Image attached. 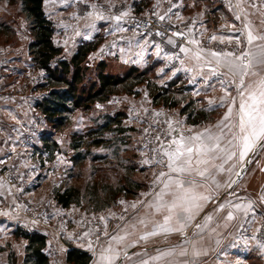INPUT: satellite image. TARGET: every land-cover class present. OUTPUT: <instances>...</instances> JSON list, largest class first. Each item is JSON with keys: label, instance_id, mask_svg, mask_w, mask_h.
I'll list each match as a JSON object with an SVG mask.
<instances>
[{"label": "crops", "instance_id": "obj_1", "mask_svg": "<svg viewBox=\"0 0 264 264\" xmlns=\"http://www.w3.org/2000/svg\"><path fill=\"white\" fill-rule=\"evenodd\" d=\"M47 1L45 0L44 6ZM109 1L111 3L120 2V0ZM127 1V15L122 16L119 22L114 19L115 16L111 12L107 11L106 13L103 10H97V15H90L89 20L84 19L82 20L84 22L81 21V24L87 21L84 24L82 33L77 34L78 32L76 31L77 33L75 32V35L72 36V44H78L83 39L93 40L98 35L106 37L96 50L88 55L92 62L97 63L108 60L107 57L112 52L109 53L106 50V44L111 40L113 31L124 28L123 24L128 20L138 18V14L151 13V15L156 16L171 14L164 6V2L167 0ZM212 1L219 6L217 8L218 11L230 7L229 0ZM232 1L235 7L230 10L233 12L232 16H239L244 21V25L240 29L234 27L232 30L228 29V32H220L208 28L202 8L198 7L194 0H177L176 6L179 12L174 14L172 21L176 26L184 27L188 36H191V24L195 23L201 35H203L202 39H205L204 34H206L210 39L213 36H216L218 40H220V37L228 40L235 39L234 43L236 44L237 39L241 38L246 51L250 50L253 53H258L257 45L264 44V41H256L253 45H248L246 35L249 29L255 35H264V0ZM62 2L65 1L62 0ZM64 6H71V4L67 3ZM62 9L65 8L58 7L57 11L64 12L65 10ZM46 14H49V12H46ZM235 21L234 24L239 25L237 23L239 19ZM52 22L57 32V28L59 29L62 23L66 21L61 22L53 19ZM106 25L112 27L111 33L106 29ZM190 41H193V39ZM190 41L184 46L189 51L186 53L185 61L180 62L181 66L177 69L168 70L164 64H161V67H158V71L160 72L163 69L165 71L163 76L159 77L157 81L164 82L175 74H182L188 83H196L198 91L203 93L213 91L212 101H215V106L217 104L220 105L221 97L225 94L219 80L223 78L228 81L232 77L231 74L224 77L213 75L212 69L216 68L219 73L226 72V69L222 66L224 58H221V66H217L216 58L210 54L211 52H217L215 49H204L203 46H198L197 43H190ZM144 43L139 38L135 39L131 49L136 48V52L129 54V58L132 59L131 62L139 64L141 62L138 61L141 58L140 56L145 55L150 57V59L161 60L163 63L165 57L170 55V52L164 51L157 44L143 48L142 45H146ZM67 49L62 50L66 58L76 51L75 49H69V47ZM116 49L115 62L118 64L120 63V46ZM12 50V48L8 49L10 56H5V60L2 63L4 72L2 73V69H0V74H3L0 77V161L18 167L17 160H19V163L22 162L29 167L32 163H28L27 160V153L30 150L28 147H38V142L41 145L43 143L42 138H34V135H42L45 129L42 127L36 128L37 133H33L32 129H30L40 116L35 111V108L36 102L43 97V94L39 95L38 91L39 96L36 95L33 99H30L28 95L19 94L13 89H17V79L14 76L18 75L20 71L28 72L27 67L32 62L29 61L27 54L22 53L24 49L15 50L11 54ZM196 53H199L201 57L199 60L195 58ZM88 64L91 65L93 63L88 62ZM118 66L120 65L118 64ZM5 69L7 72H5ZM12 74L13 76H9ZM236 79L238 82L239 78L237 77ZM248 79L250 78H246V81ZM2 89L6 90L3 91ZM8 90L12 91L13 94L5 95ZM232 92L231 96L227 98L228 100L234 97ZM119 96H116V98ZM118 101H120V98ZM238 103L239 97L237 99ZM225 107L223 115L227 111V103H225ZM222 116L218 121L210 125L180 124L174 117L168 118V124L171 125L172 129H178L179 133H183L185 136L202 132L206 128L211 129L214 134H219L215 126L222 119ZM225 131L227 132V129ZM169 132H171V139L178 135V132L171 131L170 128ZM228 138H230V134ZM221 147L228 151L237 152L236 148L227 144L226 138L221 139ZM16 151L23 153L21 158H18ZM41 153L40 161L37 160L40 164L38 162L37 164H32L38 168L35 171L36 173H34L35 175H31L36 169L34 167L30 170L28 168L20 171V177L24 181H22V187L19 191H14V187L7 183L3 174H0V245L2 248L0 251V264H24L25 249L28 241L17 234L16 227L20 221L30 222L32 226L38 227L45 233L46 245L44 252L48 255L51 264H67L66 256L70 248L87 251L92 255L89 264H98L101 250L109 246L118 254L119 258L115 261L116 264H141L143 260H149V264H264V248L259 246L264 243V173L257 177L260 178V180H257L260 183L259 186H255L254 189L246 187L250 191L248 194H245L241 189H235L233 192L227 190L229 188L228 185L232 182L231 172L232 168L237 164V159L228 160V164L224 163V158L226 157L224 152L209 153L208 158L211 162L208 165L200 166L201 169L204 167L208 168L205 177L201 178L195 173L191 177H186L196 181L195 191L197 193L207 195L210 199L201 201L203 204L202 211L192 221L186 223L183 232H160L159 235L149 236L146 240L140 239L141 236L157 230V225L163 224L164 216L168 215L164 209L157 212L154 208L148 207L149 203L156 202V194L163 187L161 183H154L158 174L161 171H169L165 166L155 163L153 168H150L149 180L152 186L149 191L139 190L134 198L126 199L123 196V200L120 201V207H117L116 211L101 210L96 212L100 219L103 217L101 220H103L104 228L108 229L111 226L114 232L112 231L110 235L104 233V237L99 241L95 252L89 250L91 231L88 227H83L82 225V222L87 220V215L76 217V214L82 213L83 210H80V207L76 204L63 207L47 193L50 190V185H47L45 178L50 176L51 172L57 173L59 177L57 184L63 183L67 177L68 168L73 165L70 151L55 150L50 155V153L44 152L42 149ZM215 156L220 158L216 159L214 158ZM213 165L217 167H213ZM219 165H223L225 170L220 171ZM171 175L176 176L175 173ZM34 176L36 177L34 178ZM18 192L24 195L25 202L21 206L23 210L14 206L15 194H18ZM171 199L172 197L169 195L164 197L165 202H170ZM133 204L136 205L135 208L132 207ZM237 204L241 205L239 209L234 207ZM220 205H224L223 209L220 208ZM28 206H31L30 209H28ZM45 208L48 209L47 214L43 213ZM229 212L233 215L231 220L227 218ZM69 214H72V221L67 226L65 220ZM90 214L97 216L95 213ZM209 216L211 217L210 220L207 219ZM82 217L85 218L82 219ZM141 220L144 221L143 224L140 223ZM197 224L200 227H196ZM171 226H175V216ZM116 235L122 236L124 239L121 241L111 240V237ZM253 237L255 238L253 239ZM181 251L186 252V254L180 255ZM162 252H170L171 255L164 256L157 261L150 259L151 257L159 256Z\"/></svg>", "mask_w": 264, "mask_h": 264}, {"label": "rangeland", "instance_id": "obj_2", "mask_svg": "<svg viewBox=\"0 0 264 264\" xmlns=\"http://www.w3.org/2000/svg\"><path fill=\"white\" fill-rule=\"evenodd\" d=\"M63 1L65 2H62V0H48L45 6H43L45 14L49 12L46 16L51 21H53V19L61 22L66 21L62 23L59 29L57 28V32L53 24L54 32L52 41L55 46L60 47L62 50H66L68 47L69 49L77 50L80 44L86 42L95 44L97 48L106 37L98 35L99 37L97 36L98 38L95 37L93 40L83 39L78 44H72V36L75 35L76 31L78 32H76L77 34L82 33L85 26L84 24L87 22L85 21L84 24H81V21L84 19L89 20L90 15H97V10H103L106 13L109 11V13L111 12L114 16L118 14L121 15V13H125L128 10L127 0H120V2L114 3H111L109 0ZM194 1L198 7L202 8L208 28L220 32H228L234 27L238 29L243 27L244 21L242 19H239V22H237L239 25L234 24L237 18L232 16L233 12L230 11L231 8H235L232 0L231 3L229 0L230 7L228 9L223 8V10L220 9V11L217 9L219 6L212 0ZM67 3H70L71 6H64ZM176 5L177 0H167L164 2L165 8L171 13L167 16H163L166 20H172L174 14L179 12ZM56 7L65 8L62 9L65 11L59 12ZM138 15V17H143L151 15V13ZM131 20L127 22L121 21L125 22L123 24L124 28H121L123 30L113 31L111 40L106 44V50L112 53L110 56L106 55L108 56V60L104 61L105 72L116 76H123L127 73H131L130 78L119 85L109 87L110 98L107 101L96 102L89 110L79 109L74 111L70 114L69 120L59 128H52L50 126L51 124L46 123L41 114L35 125L30 127L33 133H37L36 128L39 129L40 127L45 129L44 133H52V135H54L53 139L59 144L60 151H70L72 163H74L72 156L75 151L71 148V143H79L81 139L79 143L81 147L80 150H82V153H85V159L77 166L74 164L75 166L72 165L68 168L67 177L61 184L56 183L59 179L57 173L51 172L50 176L45 178L47 185H50V190L47 193L56 200L55 197L59 191L61 192L68 187H76L79 190V202L72 204H76L80 207V210H83L82 213L76 214V217L87 215L86 219L98 221L102 226V230L105 229L104 223L98 214H96L97 211H116L117 207H120V201L123 200V196L126 199L134 198L139 190L149 191L151 189L152 184L149 180L150 168H153L155 165L154 161L160 158V154L154 151V149H159L161 142L170 141L171 139V136L168 134L169 117H174L180 124L210 125L221 118L226 108L225 106L220 107L219 104H217V106H210L209 101L213 99V91H207L208 93L198 91L196 83H188L182 74H175L164 82H158L157 79L163 76L165 71L163 69L159 72L158 67H161V64H164L168 70L180 67V62L183 60L185 61L186 58V53L181 52L180 48L184 47L185 44L192 39L198 41V46H203L204 49H215L217 52L230 51L239 55L246 51V47L241 38H239V45L234 43L235 39H224L221 43L218 39H210L206 34H204L205 39H202L203 35H201L195 23L191 24V36L187 35L184 27H181V29L174 24L184 35V43L178 49L170 51L156 40L151 41V37L148 33L133 30L130 24ZM105 27L111 33L112 27L110 25H106ZM85 30L87 31L86 28ZM136 38L145 42L144 44L146 45H142L143 48L151 47L152 44H157V46L164 51L170 52V55L165 57L163 63L161 60L150 59V57L145 55L140 56L141 58L138 61L141 62L139 64L133 63L131 62L132 59L129 58V54L136 52V48L131 49ZM33 39V33L30 29V20L22 10L21 0H0V69H2L1 72L3 73L2 63L5 60V56H10V54H8V49H13L11 54L15 52V50L24 49L22 53L27 54L29 61L32 63L27 67L28 72L20 71L18 75L14 74V77L17 79V89H13L19 94L28 95L30 99H33L36 95L39 96L43 94L42 96H44L49 91L48 87L43 86L46 72L44 69L37 66L31 54L30 44ZM118 46H120V63H118L120 66L115 62V53ZM169 57H171V59H169ZM86 60L93 63L89 65V70L86 73V84H91L95 81V74L98 72V70L96 71L95 69V65L100 61L97 63L92 62L88 57ZM5 72H7L6 69ZM2 75L3 74H0V77ZM9 76H13V74ZM141 80L142 82L138 83ZM149 84H151V86H148ZM87 87H89V85ZM159 89L166 90L167 94L165 98L168 99V107H165L161 103H154L151 94L158 92ZM2 90L5 91L6 89ZM229 90L231 92L233 90L232 94L237 100L239 95L235 86L229 87ZM6 94L13 93L8 90L5 92V95ZM118 95L120 96L116 98ZM42 98H40V100ZM119 98L120 101H118ZM170 103H176V105L170 106ZM104 113H107L106 115L114 120L112 121L113 125L110 129L106 128L102 130L100 126L106 122V118L101 120H99V118L101 114ZM97 116L99 117L97 118ZM42 135H34V138L37 137L40 139L43 137ZM157 136L160 137V140L156 139ZM50 138L49 136L48 139ZM94 142H98V144H94ZM37 146L38 147H28V149H30L27 153L28 163L37 164L38 162L40 164L39 161L42 156L41 151L44 147L43 143L41 145L40 142H38ZM21 148L23 147L21 146ZM44 152L49 153L48 150ZM22 154L23 153L16 151L18 158H21ZM233 159H237V164L234 167L232 166L231 172L232 181H235V183H231V187L227 190L233 192L235 189H241L245 194H248L250 191L247 190L246 187L254 189L255 186L260 185L259 181H257L258 179L260 180V178L257 177L261 175V173H264V149H257L256 154L249 153L243 161L239 160V152L237 150V156L232 158L231 161H233ZM145 160H149L150 163L145 164ZM18 161L19 160H17L18 167H14L8 163L6 164V162L3 161L0 162V174H3L7 183L14 187V191H19L22 187V181H24L20 177V171L28 168L30 170L33 167L36 168L35 165L31 164V166L28 167L25 166L24 163H19ZM224 163L228 164L227 157L224 158ZM37 169L38 168L34 169L31 175H35L34 173H36L35 171H37ZM237 173H239V175H237ZM13 177L16 179L14 180ZM35 177L36 176H34V178ZM24 202V195L21 193L19 194V192L18 194L16 193L14 206L22 209L21 206ZM30 207L28 206V209H30ZM45 211H48V209L45 208L43 213H45ZM90 213H95L97 216H92ZM68 217L70 218L69 222H71L72 214H69ZM83 218L85 217H82V219ZM68 225H70V223H68L67 226ZM17 229L18 226L16 227V231L18 232L19 230ZM106 229L103 232L108 235L113 231L111 226L108 227L107 230ZM1 250L2 248L0 245V251ZM96 250L97 248L91 251L95 252Z\"/></svg>", "mask_w": 264, "mask_h": 264}, {"label": "snow or ice", "instance_id": "obj_3", "mask_svg": "<svg viewBox=\"0 0 264 264\" xmlns=\"http://www.w3.org/2000/svg\"><path fill=\"white\" fill-rule=\"evenodd\" d=\"M126 15V12L121 13V15L115 16L114 19L119 22L122 16ZM236 18L240 19L239 16ZM160 19L163 20L164 17L161 16ZM174 35H177V33H174ZM211 39L216 40L217 37L213 36ZM223 40L224 38L220 37L221 43ZM246 40L248 45H253L256 41H264V35H255L249 29ZM168 42L174 43L171 40ZM190 43H198V41L193 40ZM239 43L240 41L237 39V45ZM257 47L259 49L258 53H253L250 50L244 51L239 55H236L235 52L210 53L211 56L216 58L217 66H221V58L223 57L224 61L222 66L226 69V72L219 73L216 68H213V75L224 77L231 74L232 77L228 81L223 78L219 80L225 93L221 97L219 106L224 107L225 103L228 104L226 113L215 126L219 134H214L211 129L206 128L202 132L185 136L183 133H179L178 129H172L171 125H169L171 131L178 132V135L170 141L161 142L160 148L154 149V151L160 154V158L154 162L158 165L165 166L169 171H161L158 174L157 180L154 183H161L163 187L156 194V202L148 204V207L154 208L157 212L164 209L168 215L164 216L163 224L157 225V230L141 236V240H146L149 236L159 235L160 232H183L186 223L192 221L202 211L203 204L201 201H207L210 197L202 193H197L195 191L196 181L194 179H187L186 177H191L193 173L201 178L205 177L208 168L204 167L201 169L200 166L208 165L211 162L208 158L209 153H216L217 151L225 152L227 160H231L237 156L236 151H228L221 147L222 138H226L227 144L238 150L240 161H243L249 153L256 154L257 149H264V44L257 45ZM180 51L187 53L189 50L181 47ZM195 58L197 60L201 58L199 53L195 54ZM237 77L239 78L238 82ZM246 78L250 79L246 81ZM231 86H235L239 95L238 104L235 97L231 100L227 99L231 96V92L229 91V87ZM209 104L210 106L214 105L215 101L210 100ZM225 129H227V132ZM168 134L171 135V132ZM229 134L230 138H228ZM156 139L160 140V137L157 136ZM214 158L219 159L220 157L215 156ZM144 163L149 164L150 161L145 160ZM213 167L217 166L213 165ZM218 167L220 171L225 170L223 165H219ZM172 173H175L176 176L171 175ZM231 183H235V181ZM228 186L231 187V184ZM166 195L172 197L170 202H165L164 197ZM132 207L135 208L136 205L133 204ZM223 207L224 205H220L221 209ZM234 207L239 209L241 205L237 204ZM174 216L175 226H171ZM227 218L229 220L233 219L231 212L228 213ZM207 219L210 220L211 217L209 216ZM140 223L143 224L144 221L141 220ZM196 227H200V225L197 224ZM105 234L107 235V233ZM123 239L124 237L122 236L111 237V240L114 241H121ZM259 246L264 248V243ZM89 250H92L91 245H89ZM185 254L186 252L184 251L180 253V255ZM168 255H171V253L162 252L159 256H154L150 259L157 261ZM99 257L98 264H115V261L119 258L111 246L102 249ZM141 264H149V260H143Z\"/></svg>", "mask_w": 264, "mask_h": 264}, {"label": "trees", "instance_id": "obj_4", "mask_svg": "<svg viewBox=\"0 0 264 264\" xmlns=\"http://www.w3.org/2000/svg\"><path fill=\"white\" fill-rule=\"evenodd\" d=\"M21 4L23 12L30 20V29L33 33L34 39L30 44L31 54L37 66L45 70L43 86L49 88L48 93L36 102V111L44 117L46 123L51 124L52 128L63 126L69 120L70 114L76 110H89L94 103L107 101L110 98L109 87L119 85L130 78L131 73L116 76L105 72V62L100 61L95 65L96 71L98 70L95 74V81L86 84V73L89 70V61L86 59L95 50L96 45L90 42L82 43L72 56L64 57L62 49L55 46L52 41L54 26L45 14L44 0H21ZM140 82L142 80L138 83ZM88 85L89 87H87ZM148 86H151V84ZM166 94V90L159 89L151 96L154 103H161L168 107ZM170 104V106L176 105V103ZM106 114H101L99 118V120L106 118V122L100 126L102 130L110 129L113 125L112 121L114 119ZM42 134V140L44 141V148L42 149L44 151L48 150L51 154L55 150H60L59 144L53 139L54 135L52 133L43 132ZM49 136L50 139H48ZM75 143H71V148L75 151L72 156L73 165L77 166L85 159V153L80 150V144ZM94 144H98V142H94ZM55 198L59 205L68 207L72 203L79 202V190L76 187H68L61 192L59 191ZM17 230H19L17 234L28 241L24 264H51L48 255L44 252L46 235L41 232L25 234L20 229ZM91 259L92 255L87 251L70 248L67 252L66 263L89 264Z\"/></svg>", "mask_w": 264, "mask_h": 264}, {"label": "built area", "instance_id": "obj_5", "mask_svg": "<svg viewBox=\"0 0 264 264\" xmlns=\"http://www.w3.org/2000/svg\"><path fill=\"white\" fill-rule=\"evenodd\" d=\"M130 24L133 30L148 33L151 37V41L156 40L170 51L178 49L184 43V35L174 25L172 20H166L165 18L161 20L159 16L147 15L132 19ZM174 33H177V35H174ZM169 40L174 43H169ZM13 179L15 180L16 178L13 177ZM47 212L48 211H45L46 214ZM69 220V217L65 220L66 225L69 223ZM82 225L90 229V245L91 249L95 250L99 245V241L104 237L101 224L98 221H90L87 219L82 222ZM17 226L18 229L25 234L35 232L45 234L38 227L32 226L30 222L20 221Z\"/></svg>", "mask_w": 264, "mask_h": 264}, {"label": "bare ground", "instance_id": "obj_6", "mask_svg": "<svg viewBox=\"0 0 264 264\" xmlns=\"http://www.w3.org/2000/svg\"><path fill=\"white\" fill-rule=\"evenodd\" d=\"M219 26V25H218Z\"/></svg>", "mask_w": 264, "mask_h": 264}]
</instances>
